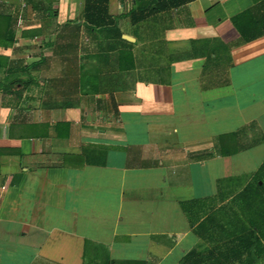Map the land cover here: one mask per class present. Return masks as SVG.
Returning a JSON list of instances; mask_svg holds the SVG:
<instances>
[{"label": "crops", "instance_id": "1", "mask_svg": "<svg viewBox=\"0 0 264 264\" xmlns=\"http://www.w3.org/2000/svg\"><path fill=\"white\" fill-rule=\"evenodd\" d=\"M101 1L0 5V264H179L264 162V36L231 19L260 0Z\"/></svg>", "mask_w": 264, "mask_h": 264}, {"label": "trees", "instance_id": "2", "mask_svg": "<svg viewBox=\"0 0 264 264\" xmlns=\"http://www.w3.org/2000/svg\"><path fill=\"white\" fill-rule=\"evenodd\" d=\"M192 1L137 0L129 16L136 24L152 14ZM103 3L101 0H87L84 18L91 28L116 24V18L108 13ZM231 19L241 34L242 42L264 36V0ZM119 36L122 37V32H119ZM239 198L241 206L233 208L227 220L213 218L212 223H201V230L210 228L212 231V237H206L209 246L203 251L189 252L179 264H264V162L253 183L243 190Z\"/></svg>", "mask_w": 264, "mask_h": 264}, {"label": "water", "instance_id": "3", "mask_svg": "<svg viewBox=\"0 0 264 264\" xmlns=\"http://www.w3.org/2000/svg\"><path fill=\"white\" fill-rule=\"evenodd\" d=\"M124 38L134 41L135 39L129 35H123Z\"/></svg>", "mask_w": 264, "mask_h": 264}, {"label": "built area", "instance_id": "4", "mask_svg": "<svg viewBox=\"0 0 264 264\" xmlns=\"http://www.w3.org/2000/svg\"><path fill=\"white\" fill-rule=\"evenodd\" d=\"M5 0H0V5L4 2Z\"/></svg>", "mask_w": 264, "mask_h": 264}]
</instances>
